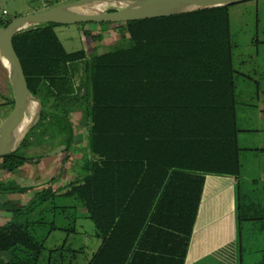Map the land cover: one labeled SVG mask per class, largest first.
Segmentation results:
<instances>
[{"label":"trees","instance_id":"1","mask_svg":"<svg viewBox=\"0 0 264 264\" xmlns=\"http://www.w3.org/2000/svg\"><path fill=\"white\" fill-rule=\"evenodd\" d=\"M228 7L97 24L122 27L128 41L103 54L65 51L55 24L12 37L29 91L61 116L43 113L33 130L41 132L40 124L53 120L57 134L69 136L67 115L82 112L91 160L89 174L68 183L64 193L49 186L29 206L0 204L11 215L0 227V252L8 251L11 259L0 258V264H40L49 232L60 228L52 220L39 234L40 218L25 214L77 205L102 240L86 264L185 263L206 176L239 173ZM10 20L0 15V27ZM83 36L90 45L103 33L84 30ZM80 62L81 96L73 80ZM7 103L11 108L10 97ZM24 163L17 153L0 157V171ZM57 196L74 203L56 207ZM49 253L47 264L77 263V250L66 243Z\"/></svg>","mask_w":264,"mask_h":264},{"label":"crops","instance_id":"2","mask_svg":"<svg viewBox=\"0 0 264 264\" xmlns=\"http://www.w3.org/2000/svg\"><path fill=\"white\" fill-rule=\"evenodd\" d=\"M113 29L115 28L112 26H98V30L84 27L82 31L103 33L104 37V31L111 33ZM124 41L127 45V39L124 38ZM89 46L97 54L109 51H97L98 41ZM0 72V85L4 87L0 90V115L4 119L7 116L6 107H10L5 102L9 97L6 91L7 76L1 65ZM253 96L256 100L253 110L250 113L244 111L241 118L237 116L239 173L234 176H206L184 264H264V88L260 89L256 84ZM79 112L73 111L71 114L79 115ZM67 119L71 132L69 136L62 133L51 138L47 127L41 128L42 132L36 131L39 133L36 140H41L40 144H34V139L24 146L26 148H20L19 155L26 159V163L10 173L0 171V204L29 206L43 188L51 186L60 190L58 193H64L68 183L81 180L89 174L86 164L91 160L88 132L86 136L80 137L75 117ZM239 122L242 123L241 126ZM85 127L87 129V122ZM62 145L65 148L61 153L55 154L52 159H46L47 153ZM57 198L60 200L58 203L54 201L56 207L62 209L70 204L69 198ZM74 213L77 229L74 228L69 233L63 229L64 226L52 229L46 241L59 233L66 235L60 243L55 244L54 241L50 247L45 245L40 264H47L49 251L65 244L70 235L73 236V241L75 237L79 239L74 245L77 263L86 264L98 251L102 240L97 236L86 209L77 205ZM57 215L60 220L65 219L63 211L51 212V218H56ZM10 218L9 212L0 210V227ZM0 258L7 262L11 259V254L1 251Z\"/></svg>","mask_w":264,"mask_h":264},{"label":"water","instance_id":"3","mask_svg":"<svg viewBox=\"0 0 264 264\" xmlns=\"http://www.w3.org/2000/svg\"><path fill=\"white\" fill-rule=\"evenodd\" d=\"M245 1L248 0H72L15 16L6 26L0 27V65L12 91L11 109L0 121V157L17 153L40 122L43 113L61 117L47 111L45 104L29 91L11 43L14 35L52 24L126 23L231 6ZM64 148L65 145L57 147L47 155L61 153Z\"/></svg>","mask_w":264,"mask_h":264},{"label":"rangeland","instance_id":"4","mask_svg":"<svg viewBox=\"0 0 264 264\" xmlns=\"http://www.w3.org/2000/svg\"><path fill=\"white\" fill-rule=\"evenodd\" d=\"M68 1L72 0H0V15H2V10L5 9L6 13L3 17L12 19L21 14L40 11L48 6ZM228 11L231 42L233 45V65L236 70L234 76L237 95L236 108L237 116L241 118L244 111L245 113H250L256 104L255 97L253 96L256 84L260 89L264 88V0H248L242 3L234 4L228 7ZM98 26L100 28H107L106 24L97 25L95 23H86L58 25L54 29L64 50L67 52H73L79 49H91L84 39L82 28L86 27L98 30ZM123 33L124 30L122 27L113 29L111 33L104 31L103 39L98 41L99 47L97 51L101 52L107 49L112 50L113 48L119 46H126L124 38L122 37ZM93 45H95V43H93ZM0 74L2 75V72H0ZM244 76H247L250 79H247ZM3 88L4 87L0 85V90H3ZM5 102L7 106V98L5 99ZM9 111L10 108L6 107L5 114H8ZM2 116L3 115H0V121L3 120ZM71 116L75 117L77 124L79 125L80 132L78 135L80 137L86 136V119H84L83 114L79 112V115H73L71 113L67 115V117ZM241 124L242 123L239 122V126H241ZM40 125L42 128L47 127L51 138L57 135V132L55 131V122H53V120H48L46 123H41ZM36 135H39V133H37L36 130H33L28 137V140L34 141L35 139L33 143L40 144L41 140H36ZM53 157L54 155L47 156L46 159H52ZM86 164L88 165L89 162ZM80 167L82 166L80 165ZM59 200L60 199L57 197L54 198V201L57 203ZM69 202L74 203L73 200H69ZM74 211L75 209H73V207L68 208L64 212V220H60L58 215L56 218H51L50 211H44L42 213L37 210H34L29 214H25V218L33 221H37V219L40 218L42 224H38L36 229L39 231V234L44 235L47 227L49 226V222L52 220L55 221L57 226H64L65 228L73 227L77 229L78 223L75 221ZM88 223H90V221ZM64 235L66 234H56L53 239L49 238L45 245L50 247L54 241L56 242L55 244L60 243ZM72 238L73 236L70 235L66 239L65 243L66 246L70 245V248L74 249V245L77 244L79 239H76L75 237V240L73 241Z\"/></svg>","mask_w":264,"mask_h":264},{"label":"built area","instance_id":"5","mask_svg":"<svg viewBox=\"0 0 264 264\" xmlns=\"http://www.w3.org/2000/svg\"><path fill=\"white\" fill-rule=\"evenodd\" d=\"M5 13H6V11L5 10H2V13H1L2 15L1 16H4ZM83 67H84V63L83 62H80L78 70L73 74V80H74L75 86L78 89V93H79L80 96L83 95L84 89H85L84 88V85L82 83V80L84 78V68ZM48 111L51 112V113H53L49 109H48ZM46 119H48V117ZM39 130H40V128H37L36 131H39Z\"/></svg>","mask_w":264,"mask_h":264},{"label":"bare ground","instance_id":"6","mask_svg":"<svg viewBox=\"0 0 264 264\" xmlns=\"http://www.w3.org/2000/svg\"><path fill=\"white\" fill-rule=\"evenodd\" d=\"M6 91H7L8 96L11 98L12 91H11V87H10L8 78H7V84H6ZM17 154H20V149L17 151Z\"/></svg>","mask_w":264,"mask_h":264}]
</instances>
